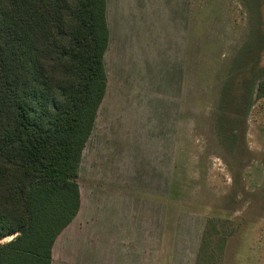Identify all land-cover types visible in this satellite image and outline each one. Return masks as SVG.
<instances>
[{"label":"rangeland","instance_id":"obj_1","mask_svg":"<svg viewBox=\"0 0 264 264\" xmlns=\"http://www.w3.org/2000/svg\"><path fill=\"white\" fill-rule=\"evenodd\" d=\"M107 19L82 205L52 264H198L216 229L215 264H264V0H108Z\"/></svg>","mask_w":264,"mask_h":264},{"label":"trees","instance_id":"obj_2","mask_svg":"<svg viewBox=\"0 0 264 264\" xmlns=\"http://www.w3.org/2000/svg\"><path fill=\"white\" fill-rule=\"evenodd\" d=\"M107 5L0 0V264H52L80 211V164L107 91ZM217 231L198 264H215Z\"/></svg>","mask_w":264,"mask_h":264}]
</instances>
